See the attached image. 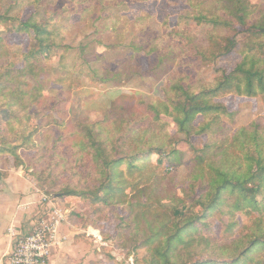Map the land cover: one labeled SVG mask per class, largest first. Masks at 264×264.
Instances as JSON below:
<instances>
[{"label": "trees", "instance_id": "obj_1", "mask_svg": "<svg viewBox=\"0 0 264 264\" xmlns=\"http://www.w3.org/2000/svg\"><path fill=\"white\" fill-rule=\"evenodd\" d=\"M149 1L160 0H0L1 167L25 170L58 196L72 225L99 229L115 264L124 262L114 248L144 264H264V116L235 125L220 100L264 103V0H180L186 16L174 27L169 14L159 28L148 15L115 14ZM186 17L209 29L182 27ZM64 21L115 35L108 48L126 50L85 58L119 64L103 70V86L162 81V97L120 92L101 119L60 116L48 68L72 47ZM17 34L26 46L13 47ZM234 50L235 68L206 80L204 68ZM238 213L249 222L241 226Z\"/></svg>", "mask_w": 264, "mask_h": 264}, {"label": "rangeland", "instance_id": "obj_2", "mask_svg": "<svg viewBox=\"0 0 264 264\" xmlns=\"http://www.w3.org/2000/svg\"><path fill=\"white\" fill-rule=\"evenodd\" d=\"M174 1L177 2V4H167L165 0L131 4L127 5L124 10H116L115 14L121 15L124 13V15L126 14L130 19L139 15H148L151 17V26L155 28H159L160 21L169 14V23L174 27L179 23V12H182V14L186 16V10H183L186 6L183 5L180 0ZM180 24L182 27H187L198 35H204L209 29L208 25H198L195 21L187 17L184 18ZM61 26V34L64 42L72 47L68 51L66 49H61L59 53L50 60L49 64L51 68H48V75L50 79L53 80V89L51 92L53 100L55 102L61 100L58 106L60 116L73 121L85 118H90L91 120L101 119L111 97L120 92L137 91L143 94L147 99L162 97V81L155 83L153 80H147L143 83L137 80L120 88L109 85L103 86L99 81V77L103 70L107 65H110L113 70H116L119 68V64L114 62L109 63L107 60L92 61L90 64H87L85 58L100 52L108 59H115L121 53H125L126 50L120 46L111 49L108 48V45L116 43L118 38L111 34H92L91 30L82 31L79 27L70 28L66 21H64ZM239 38L240 41L243 40V36ZM9 40L15 48L26 46L29 42L28 36L18 34L10 36ZM240 59L239 53L237 50H234L220 56L214 63L204 68L202 74L206 80L211 81L218 68L231 71L235 68ZM61 63L65 65L66 69L61 67ZM147 67L148 63L142 65V68ZM220 100L227 104L230 111L236 112L235 125H245L260 116H264V103L259 99L229 95ZM171 130L173 131V127H171ZM182 146L186 148L185 144H182ZM187 154L186 158H189L191 152ZM15 170L22 171L25 176H31L23 169ZM175 172L178 179L182 181L186 173L185 166H178ZM237 215L241 221V226L243 223L249 222L245 214L238 213ZM94 240L101 246L107 244L96 241V239ZM105 252L107 253L108 251L105 250ZM122 253H125L124 257ZM114 255L119 260L118 262H124V264H144L137 263L135 260L134 263H131L128 259L129 256L127 257V250L122 252V250L114 248Z\"/></svg>", "mask_w": 264, "mask_h": 264}, {"label": "crops", "instance_id": "obj_3", "mask_svg": "<svg viewBox=\"0 0 264 264\" xmlns=\"http://www.w3.org/2000/svg\"><path fill=\"white\" fill-rule=\"evenodd\" d=\"M40 197L41 190L34 178L23 175L22 171L4 169L0 164V264H11L9 254L15 242L11 229L26 233L34 221L46 216ZM59 201L63 203L60 198ZM89 228L97 229L64 224L62 231L68 235V240L54 249L47 264H115L104 246L87 234ZM122 254L124 257L125 253Z\"/></svg>", "mask_w": 264, "mask_h": 264}, {"label": "built area", "instance_id": "obj_4", "mask_svg": "<svg viewBox=\"0 0 264 264\" xmlns=\"http://www.w3.org/2000/svg\"><path fill=\"white\" fill-rule=\"evenodd\" d=\"M39 203L46 207V216L33 222L31 229L19 234L11 229L15 237L14 247L9 254L11 264H47L55 248L68 240V235L62 231L64 224H71L69 215L71 209L52 194L41 191ZM90 234L96 241L106 243L99 230L89 228ZM129 261L134 263V257Z\"/></svg>", "mask_w": 264, "mask_h": 264}]
</instances>
